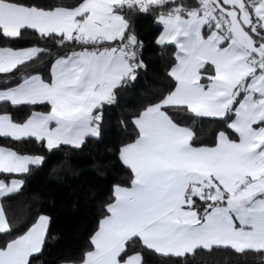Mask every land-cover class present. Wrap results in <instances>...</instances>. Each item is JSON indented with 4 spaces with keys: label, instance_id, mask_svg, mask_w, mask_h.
Returning a JSON list of instances; mask_svg holds the SVG:
<instances>
[{
    "label": "snow or ice",
    "instance_id": "6c2138e0",
    "mask_svg": "<svg viewBox=\"0 0 264 264\" xmlns=\"http://www.w3.org/2000/svg\"><path fill=\"white\" fill-rule=\"evenodd\" d=\"M76 0L49 6L41 0H0V38L17 40L31 30L59 46L80 51L59 56L48 77L17 72L49 49L0 46V103L47 104L23 122L0 114V138H34L48 150L80 147L100 136L102 108L115 90L146 70L143 41L131 14L156 10L160 46L174 44L169 76L174 87L132 121L133 142L120 149L132 175L114 186L113 202L91 237L82 264H147L144 252L184 258L196 250L232 249L264 254V0ZM171 113V114H170ZM185 115L221 120L212 146L194 144ZM43 156L0 146V174L29 172ZM25 181L0 179V198ZM50 218L40 215L22 234L0 244V264H31L42 254ZM0 203V234L12 236ZM139 243L140 250H133ZM131 253V254H130Z\"/></svg>",
    "mask_w": 264,
    "mask_h": 264
},
{
    "label": "trees",
    "instance_id": "16d2710c",
    "mask_svg": "<svg viewBox=\"0 0 264 264\" xmlns=\"http://www.w3.org/2000/svg\"><path fill=\"white\" fill-rule=\"evenodd\" d=\"M41 2L49 6H73L76 0ZM186 2L189 6H196L195 0ZM155 13L153 9L149 13L131 14L125 9L126 18L143 41L142 57L147 67L138 72L135 81L115 90L114 103L103 106L98 138L86 137L78 148L61 145L52 150L47 149L45 142L34 138L18 142L0 138L2 146L12 147L21 154L44 157L41 165L30 166L26 174H0V179L5 181L12 177L25 181L18 193L1 198L10 222H18V227L13 229L12 236L0 234V244L22 234L39 215L45 214L50 218L42 254L30 258L31 264L81 263L86 252L93 248L91 237L107 214L105 206L113 202L114 186H130L132 173L123 164L120 149L133 142L138 134L132 121L147 105L167 94L175 83L168 73L175 63L176 46L156 43L163 27L154 19ZM0 46L49 49L50 54H41L17 72V76L39 73L45 78L55 58L80 51L76 44L61 47L51 40L43 41L31 30L17 40L0 38ZM6 79L8 77L0 75V81ZM48 108L47 104L13 107L10 103H0V113L11 114L17 122H23L33 111H46ZM178 122L192 129L196 146H212L219 131H227L230 137L235 138V134L219 119L185 115ZM133 250H140L138 242ZM144 255L147 264H264V254H239L225 248L198 249L195 254L184 258L162 256L146 250Z\"/></svg>",
    "mask_w": 264,
    "mask_h": 264
},
{
    "label": "crops",
    "instance_id": "0c3cea01",
    "mask_svg": "<svg viewBox=\"0 0 264 264\" xmlns=\"http://www.w3.org/2000/svg\"><path fill=\"white\" fill-rule=\"evenodd\" d=\"M163 30V29H162ZM162 32V31H161ZM30 47V46H29ZM24 48H26V47H24ZM176 51H177V48H176ZM50 110V106H49V108H48V110H46V111H39V112H47V111H49ZM0 114H4V113H0ZM182 126H184V125H182ZM45 144H46V142H45ZM0 146H2V145H0ZM21 154V153H20ZM24 155H32V154H24ZM39 156V155H38ZM30 166H38V165H30ZM12 178H17V179H20L19 177H12ZM11 178V179H12ZM10 180V179H9ZM8 180V181H9ZM122 187H125V186H122ZM128 187H130V186H128ZM0 203H1V198H0ZM42 215H45V214H42ZM40 216V215H39ZM38 216V217H39ZM45 216H47V215H45ZM38 217H37V219H38ZM36 219V220H37ZM36 222V221H35ZM34 222V223H35ZM50 222V221H49ZM94 247V246H93ZM92 250H93V248H92ZM62 264H82V262L81 263H72V262H64V263H62Z\"/></svg>",
    "mask_w": 264,
    "mask_h": 264
}]
</instances>
